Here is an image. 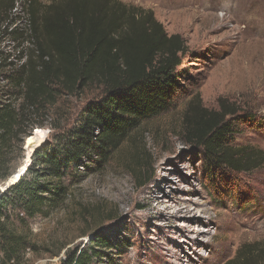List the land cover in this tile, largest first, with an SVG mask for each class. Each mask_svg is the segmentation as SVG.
<instances>
[{"label": "rangeland", "instance_id": "374dc122", "mask_svg": "<svg viewBox=\"0 0 264 264\" xmlns=\"http://www.w3.org/2000/svg\"><path fill=\"white\" fill-rule=\"evenodd\" d=\"M121 1L152 10L169 34L184 36L191 81L168 111L142 122L100 170L88 171L63 207L27 226L15 222L36 247L27 252V263H58L67 249L89 245L99 233L114 244L103 250L112 264H227L241 244L264 239V164L229 174L234 188L255 197L254 203L238 205L233 187L224 184L211 196L202 150L184 137V115L197 96L209 110H219L221 100L234 104L254 118L237 125L236 144L264 151V0ZM5 37L0 30V40ZM54 88V101L36 116L26 141L25 168L35 148L69 129L105 93L99 81Z\"/></svg>", "mask_w": 264, "mask_h": 264}, {"label": "trees", "instance_id": "16d2710c", "mask_svg": "<svg viewBox=\"0 0 264 264\" xmlns=\"http://www.w3.org/2000/svg\"><path fill=\"white\" fill-rule=\"evenodd\" d=\"M22 2L19 8L18 0H0V30L9 36L0 40V186L23 165L36 116L54 101L55 86L99 81L105 93L69 129L34 150L18 182L0 189V264H28L27 252L36 248L15 222L27 226L63 207L71 188L88 171L100 170L142 122L168 111L192 78L184 36L169 34L152 10L121 0ZM200 102L197 96L185 112L184 137L202 150L210 195H219L224 184L233 187L238 205L254 203L229 181V174L264 164L263 150L234 139L237 125L251 124L253 115L224 100L219 110ZM90 242L67 249L53 264L114 262L103 253L114 247L108 237L93 233ZM227 264H264V239L241 244Z\"/></svg>", "mask_w": 264, "mask_h": 264}, {"label": "water", "instance_id": "95a60500", "mask_svg": "<svg viewBox=\"0 0 264 264\" xmlns=\"http://www.w3.org/2000/svg\"><path fill=\"white\" fill-rule=\"evenodd\" d=\"M36 149V148H35ZM34 149V150H35ZM34 150L31 152L30 154V157L32 156V153L34 152ZM31 162V161H30ZM30 162L27 164V167L28 165L30 164ZM25 162L23 163V165L18 169V171L16 173H14L7 181H5L3 184H2V190H6L7 188H9L10 186L14 185L16 182L19 181V179L21 178V176L26 172L27 170V167L25 168Z\"/></svg>", "mask_w": 264, "mask_h": 264}, {"label": "bare ground", "instance_id": "6f19581e", "mask_svg": "<svg viewBox=\"0 0 264 264\" xmlns=\"http://www.w3.org/2000/svg\"><path fill=\"white\" fill-rule=\"evenodd\" d=\"M254 18V17H253Z\"/></svg>", "mask_w": 264, "mask_h": 264}]
</instances>
